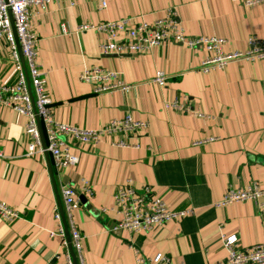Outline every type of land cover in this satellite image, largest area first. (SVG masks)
Instances as JSON below:
<instances>
[{
  "label": "crops",
  "instance_id": "crops-1",
  "mask_svg": "<svg viewBox=\"0 0 264 264\" xmlns=\"http://www.w3.org/2000/svg\"><path fill=\"white\" fill-rule=\"evenodd\" d=\"M105 1V7L103 0L32 7L39 70L47 79L54 117L98 129L130 114L149 122V128L131 135L128 147L112 145L116 135L93 145L59 134L80 161L70 170L57 171L50 155L48 160L46 153L28 154V116L0 103V201L19 212L14 219L0 215V264H63L62 240L51 235L57 229L56 209H64L62 184L87 197L74 212L83 236L84 264H136L133 247L147 259L163 254L172 264H211L227 254L223 235L236 234L243 248L264 243V218L256 203L214 205L229 185L258 181L264 187V60H237L203 73L200 64L208 52L202 45L168 40L143 53L104 54L102 35L95 28H81L126 17L151 23L173 9L188 37H223L225 51L246 50L251 38L264 40V2ZM25 64L24 57L33 93ZM97 66L117 71L131 87L95 92L82 75ZM159 70L167 76L164 86L152 80ZM17 80L12 49L2 39L0 81ZM175 100L181 108H166ZM127 179L139 191L151 187L170 209H193V214L147 232H112L115 213H104L102 207L113 204L116 189ZM85 181L92 195L83 190ZM68 241L72 246L71 235Z\"/></svg>",
  "mask_w": 264,
  "mask_h": 264
},
{
  "label": "built area",
  "instance_id": "built-area-1",
  "mask_svg": "<svg viewBox=\"0 0 264 264\" xmlns=\"http://www.w3.org/2000/svg\"><path fill=\"white\" fill-rule=\"evenodd\" d=\"M54 1L60 0H0V40L6 39L8 41L18 70L16 83L8 84L0 81V103L11 105L18 113L28 116V122L25 126V133L31 138L28 154L48 152L55 169L66 171L78 165L80 158L72 152L68 143L62 140L59 134L72 136L84 144L93 145H97L105 136L116 135L118 138L112 142V145L128 147L132 146L129 137L131 135L137 136V133L148 129L149 122L135 119L128 114L123 118L114 119L98 129H87L61 123L55 119L51 107L52 99L47 91V79L42 76L43 74L39 70L38 36L32 25V7L45 9L49 3ZM235 1H241L247 6L264 2V0ZM105 6L106 1L103 0L102 7ZM176 15V11L169 9L167 16L151 23L147 21L134 23L132 18L126 17L99 24H84L81 28H95L102 35L100 49L104 54L143 53L168 40L182 42L189 47L202 45L208 52L200 64V71L203 73L225 69L230 63L237 60H264L263 39L251 38L250 46L246 50L225 51L224 47L227 40L223 37H188L184 27L176 20ZM13 23L17 38L13 30ZM17 39L29 68L35 101H33L27 85ZM82 78L94 86L95 92L128 90L131 87L124 82L117 71L101 66L87 69ZM152 80L164 86L167 84L166 73L159 70ZM166 108H181V105L175 100L167 102ZM37 116L40 117L45 131L46 148H43ZM210 140L213 138L197 141L195 144ZM135 147H139V144H136ZM83 190L89 195L93 194L88 181H85ZM61 196L64 204V215L59 209H56L57 229L51 235H57L62 240L64 250L59 258L63 260V264H74L63 220L65 217L78 264H84L83 236L74 220V212L79 208L80 199L75 188L70 184H62ZM245 201L256 203L259 206L261 216L264 218V187L258 181L244 187L229 185L223 197L214 205L225 207ZM102 212L115 213V220L110 228L112 232L142 233L164 227L171 221L181 220L185 216L193 214V209L172 210L162 198L154 195L151 187L146 186L139 191L133 180L127 179L116 189L113 204L110 207H102ZM0 215L6 219H14L19 217V212L0 201ZM222 240L227 254L223 259L211 264H264V243L243 248L240 246V239L236 234L223 235ZM133 250L136 254V264H158L161 262L172 264L166 255L158 254L153 259H147L136 247H133Z\"/></svg>",
  "mask_w": 264,
  "mask_h": 264
},
{
  "label": "water",
  "instance_id": "water-1",
  "mask_svg": "<svg viewBox=\"0 0 264 264\" xmlns=\"http://www.w3.org/2000/svg\"><path fill=\"white\" fill-rule=\"evenodd\" d=\"M13 30H14V33H15L16 38H17V34H16V29H15V27H14V23H13ZM17 42H18V49H19L20 55L22 56L21 61H23V63H24V57H23V55H22V50H21V47H20V44H19L18 39H17ZM24 67H25V66H24ZM30 93H31V95H32V92H31V91H30ZM39 127H40V130H41V139H42V143H43V148H46V147H47V143H46V139H45V136H44V134H43V129H42V126H41V123H40V122H39ZM45 153H46V155H47V157H48V160H49V157H50V156H49V153H48V152H45ZM49 163H50V164H49L50 170H51L52 175H53V177H54L53 166H52L51 162H49ZM79 199H80V203H81V202H82V203H85L86 200H87V197H86L84 194H81V195L79 196ZM60 212L62 213V215H64V209H63V207L60 208ZM63 220H64V224H65V226H66V225H67V221L65 222V217H63ZM66 235H67L68 239L70 240V233H69L68 228H66ZM70 251H71V254H72L73 259H74V264H78L77 256H76V254H75L74 249H73L72 246H70Z\"/></svg>",
  "mask_w": 264,
  "mask_h": 264
},
{
  "label": "rangeland",
  "instance_id": "rangeland-1",
  "mask_svg": "<svg viewBox=\"0 0 264 264\" xmlns=\"http://www.w3.org/2000/svg\"><path fill=\"white\" fill-rule=\"evenodd\" d=\"M25 66H27V64H25ZM31 83V82H30ZM32 85V84H31ZM32 99H33V101H35V94H34V91H33V93H32ZM37 121H38V128H39V132H40V135H41V130H40V127H39V122L41 123V126H42V122H41V120H40V117L39 116H37ZM42 129H43V126H42ZM43 134H44V130H43ZM45 136V135H44ZM75 252V251H74Z\"/></svg>",
  "mask_w": 264,
  "mask_h": 264
}]
</instances>
